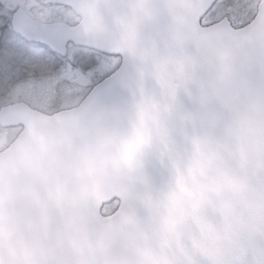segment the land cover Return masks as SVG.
Masks as SVG:
<instances>
[{
  "label": "snow or ice",
  "instance_id": "6c2138e0",
  "mask_svg": "<svg viewBox=\"0 0 264 264\" xmlns=\"http://www.w3.org/2000/svg\"><path fill=\"white\" fill-rule=\"evenodd\" d=\"M0 129V264H264V0H0Z\"/></svg>",
  "mask_w": 264,
  "mask_h": 264
},
{
  "label": "water",
  "instance_id": "95a60500",
  "mask_svg": "<svg viewBox=\"0 0 264 264\" xmlns=\"http://www.w3.org/2000/svg\"><path fill=\"white\" fill-rule=\"evenodd\" d=\"M8 150L15 152V160L23 161L26 155L32 151L29 138H26L23 142H19L18 138L7 148ZM7 156L6 150L0 153V163H3L5 157ZM19 169L13 168L12 173L16 175Z\"/></svg>",
  "mask_w": 264,
  "mask_h": 264
},
{
  "label": "rangeland",
  "instance_id": "374dc122",
  "mask_svg": "<svg viewBox=\"0 0 264 264\" xmlns=\"http://www.w3.org/2000/svg\"><path fill=\"white\" fill-rule=\"evenodd\" d=\"M16 137L10 136L6 131L0 130V152L4 149L1 146H5L6 144L9 146Z\"/></svg>",
  "mask_w": 264,
  "mask_h": 264
},
{
  "label": "trees",
  "instance_id": "16d2710c",
  "mask_svg": "<svg viewBox=\"0 0 264 264\" xmlns=\"http://www.w3.org/2000/svg\"><path fill=\"white\" fill-rule=\"evenodd\" d=\"M0 130H2V129H0ZM8 145L6 144L5 146H1V147H3L4 149L7 147ZM4 149H2V150H4Z\"/></svg>",
  "mask_w": 264,
  "mask_h": 264
},
{
  "label": "flooded vegetation",
  "instance_id": "af4514ba",
  "mask_svg": "<svg viewBox=\"0 0 264 264\" xmlns=\"http://www.w3.org/2000/svg\"><path fill=\"white\" fill-rule=\"evenodd\" d=\"M15 139H16V138H15ZM15 139H14V140H15Z\"/></svg>",
  "mask_w": 264,
  "mask_h": 264
}]
</instances>
